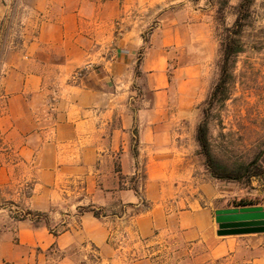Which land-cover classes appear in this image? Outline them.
<instances>
[{
	"label": "crops",
	"instance_id": "crops-1",
	"mask_svg": "<svg viewBox=\"0 0 264 264\" xmlns=\"http://www.w3.org/2000/svg\"><path fill=\"white\" fill-rule=\"evenodd\" d=\"M209 12L0 0V264H187L182 245L193 264H264V232L218 234L226 184L196 155L195 100L170 97L169 73L200 75L169 66L204 59L187 54L211 37ZM89 205L106 215L79 212Z\"/></svg>",
	"mask_w": 264,
	"mask_h": 264
},
{
	"label": "rangeland",
	"instance_id": "rangeland-1",
	"mask_svg": "<svg viewBox=\"0 0 264 264\" xmlns=\"http://www.w3.org/2000/svg\"><path fill=\"white\" fill-rule=\"evenodd\" d=\"M239 2L240 0H204V5L207 4L210 8L205 18L210 26H206L204 30L207 35L210 28L211 37L206 36L202 43L197 44V52L187 54L204 56V59L182 58L180 61L172 60L169 66V71L177 63L195 62L200 67V75L196 78L192 76V80L186 75L177 79L169 73L173 91L171 99L195 100L196 130L203 119L205 101L219 78L218 65L222 55L224 27L234 24ZM222 8L224 23L219 19V10ZM242 45L243 51L236 56L233 64L229 98L217 102L210 109V140L214 154L226 163L249 162L259 153L264 164V0H255L253 3L249 24L243 31ZM197 157L204 166V158ZM221 181L226 184V198L231 199L230 204L239 199H259L264 202L263 178ZM181 249L186 252L182 256L189 257L187 264H193L191 251L186 245H182ZM200 264H203L202 258Z\"/></svg>",
	"mask_w": 264,
	"mask_h": 264
},
{
	"label": "trees",
	"instance_id": "trees-1",
	"mask_svg": "<svg viewBox=\"0 0 264 264\" xmlns=\"http://www.w3.org/2000/svg\"><path fill=\"white\" fill-rule=\"evenodd\" d=\"M255 0H240L237 5V17L232 26H225L223 31V39L221 42L222 55L219 60V78L210 92L205 107L203 109V119L197 126L196 154L204 158V166L206 170L216 179L219 180H249L252 177L264 179V164L261 160V155L256 154L249 162L226 163L218 158L212 149L209 129L210 109L217 102L226 101L229 98L230 78L233 72V64L236 56L243 51L242 36L245 27L249 24L252 15V6ZM221 14L219 19L222 23L225 22V14L223 8L219 10ZM142 57L139 58V65ZM139 73V71H137ZM264 204L259 199H239L233 200L232 205L236 207ZM79 212H93L97 217L106 215V210L93 205L84 206L79 209ZM28 214L34 219L35 225L41 222L47 225L53 232V225L50 223L46 213L29 211ZM26 215V214H25ZM23 215V218H25Z\"/></svg>",
	"mask_w": 264,
	"mask_h": 264
},
{
	"label": "water",
	"instance_id": "water-1",
	"mask_svg": "<svg viewBox=\"0 0 264 264\" xmlns=\"http://www.w3.org/2000/svg\"><path fill=\"white\" fill-rule=\"evenodd\" d=\"M215 220L219 235L264 232V205L218 208Z\"/></svg>",
	"mask_w": 264,
	"mask_h": 264
},
{
	"label": "built area",
	"instance_id": "built-area-1",
	"mask_svg": "<svg viewBox=\"0 0 264 264\" xmlns=\"http://www.w3.org/2000/svg\"><path fill=\"white\" fill-rule=\"evenodd\" d=\"M92 65L89 63V64H86L84 67H82L81 69L77 70L76 74H75V77L78 78V77H81L83 75V73L89 69Z\"/></svg>",
	"mask_w": 264,
	"mask_h": 264
}]
</instances>
